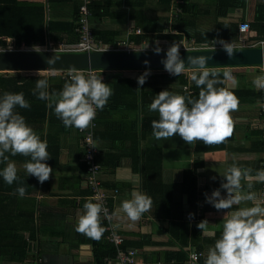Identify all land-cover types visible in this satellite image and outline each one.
Segmentation results:
<instances>
[{"label": "crops", "instance_id": "obj_1", "mask_svg": "<svg viewBox=\"0 0 264 264\" xmlns=\"http://www.w3.org/2000/svg\"><path fill=\"white\" fill-rule=\"evenodd\" d=\"M90 1L103 3L104 11L93 14L90 10V25L94 33L108 32L103 44L109 48L122 41L128 42L129 49H139L148 43L146 49L149 50H153L156 41L162 50L178 41L188 47L213 43L197 44L194 38L172 35H185L172 27L179 15L184 25L186 21H193L201 31L214 28L217 23L249 22L251 27L244 37L238 35L237 41H225L233 47L252 46L258 37L264 35L263 25L258 26V22L264 21L257 17L258 5L264 4L261 0H244L243 3L239 0L237 6L228 4L224 15H218V5L222 7L228 0H221L223 4H219L218 0ZM80 4L81 0H0V28L25 38L30 33L28 29L41 30L44 44H33L41 49L50 45L56 47L58 43L71 44L77 40L75 25ZM135 29L140 32H134ZM157 34L163 37H157ZM1 38H7L11 43L15 39L14 36ZM241 39L244 41L241 42ZM33 45L27 46L22 41L19 48ZM210 68L222 74L229 72L236 84L232 85L230 81H225V84L233 90L237 87L253 89L254 92L260 90L252 81L264 73V65ZM191 70L185 68L188 79ZM143 71L110 69L104 82L120 78L132 81L138 87L136 78ZM47 72H29L28 75L53 76L59 73ZM165 75L170 74L164 68H150L145 83L137 88V99L127 98L123 104L116 101L115 106L106 104L102 109H97L93 139L98 150L96 162L100 165L98 180L109 194L112 211L110 223L101 221L105 231L100 239L75 230L78 218L84 211L83 204L91 200L85 184L86 166L82 161L84 136L78 128H66L57 121V162L49 163L53 172L43 183L31 174L27 176L23 164L29 157L11 156L17 174L32 178V183L26 180L21 184L25 189L31 187L23 197L12 191L1 195L4 199L2 202L0 200V264H117L115 252L105 239L112 227L121 237V250H135L139 261L191 264L188 255L196 251L199 256L194 264H204L209 246L220 236L223 214L241 206H251V202L245 201L240 205L234 204L228 210H217L206 202L205 195H210L224 179L225 168L233 162L251 168L249 180L242 179L241 182H251V190L262 198L263 180L255 176L257 170H262L260 162L264 159V142L262 148L260 146L264 122L260 113L262 100L235 94L239 103L237 109L230 113L233 119L232 134L221 143L205 144L197 140L189 144L176 134L157 141L152 137L151 127L156 112H149L148 104L162 89L179 93L183 89H178L179 85L173 83L175 79H169L173 77ZM140 89L141 92H155L154 96L148 95L143 106L139 102ZM148 113L152 115L148 116ZM187 169L194 170L196 178L194 198L182 186L183 172ZM133 189L146 193L152 201L150 209L136 221L128 219L122 211H116L122 200L130 198ZM224 193L225 190L221 189V194ZM189 213L193 215L186 217ZM202 219L208 221L207 234L196 227ZM181 224L185 227L177 228ZM24 245L27 246L22 253ZM15 249L16 253L13 252Z\"/></svg>", "mask_w": 264, "mask_h": 264}, {"label": "clouds", "instance_id": "obj_2", "mask_svg": "<svg viewBox=\"0 0 264 264\" xmlns=\"http://www.w3.org/2000/svg\"><path fill=\"white\" fill-rule=\"evenodd\" d=\"M218 43L228 56L233 54L230 44L223 39ZM155 45L153 51L160 53L162 49L159 42L156 41ZM180 46L176 42L171 43L161 59L164 70L172 76H179L186 68ZM147 47L148 43L133 50L139 52ZM32 49L42 51L38 45H33ZM58 58L59 56L53 55L46 60L51 65ZM208 59L210 57L205 55L187 57V65L192 69L190 80L199 88L197 97L191 96L187 88L184 94L165 88L156 93L148 104L149 112L158 113V119L151 121L152 137L157 141L176 134L189 144L197 140L205 144H217L232 134L233 119L230 113L237 109L239 100L225 81L235 85L236 80L227 71L223 72L221 79L219 70L207 66ZM143 63L148 65L149 61L144 60ZM149 74L150 68L146 67L137 76V88H141L139 86L145 83ZM67 75L68 79L59 91H48L47 78L37 79L32 91L38 99L47 101V106L53 108L66 128L83 130L91 125L97 109L104 107L113 90L104 82L101 74L70 71ZM252 83L255 87L264 89V73L254 77ZM17 106L30 107L23 92L0 93V163H4V167L0 168V178L7 184L18 179L16 164L9 159V155L19 153L29 157L23 164L27 176L31 174L38 182L43 183L53 172L46 162L50 157L48 142L41 139L25 117L14 110ZM251 174V168L233 162L225 168L220 186L213 189L210 195H205L206 202L217 210H228L234 204L240 205L245 201L251 202V206H241L223 214L220 236L209 246L204 264H264V198H259L251 190V182H241L242 179L248 181ZM255 176L264 180V170H257ZM221 189L225 190L224 195L221 194ZM15 193L23 197L25 188L18 186ZM151 203L150 196L133 189L130 198L122 200L116 211H122L128 219L136 221L150 209ZM83 209L75 230L93 239H100L105 231L101 223L102 214L107 215V210L101 203L91 200L83 204ZM192 215L193 213H189L190 217ZM207 223L206 219H202L196 227L207 234Z\"/></svg>", "mask_w": 264, "mask_h": 264}, {"label": "trees", "instance_id": "obj_3", "mask_svg": "<svg viewBox=\"0 0 264 264\" xmlns=\"http://www.w3.org/2000/svg\"><path fill=\"white\" fill-rule=\"evenodd\" d=\"M244 0H242L243 3ZM219 4H223L221 0H218ZM234 5L237 6L239 4V0H228V3L223 5L222 7L218 5L220 10L218 11V15H224L226 13V5ZM89 8L91 12L98 13L99 11H104L105 8H103V3H98L96 1H91L89 4ZM258 15L257 17H260L259 19L264 21V4H259L258 5ZM77 13V12H76ZM186 24H183V18L180 17V15L177 17V19L174 21L172 24V27L175 31H179L184 33L185 35L181 33H176L172 34L175 35L177 38H182V37H187L188 39L194 38L195 43L197 44H204L208 43L210 41H213V43H209V45H220L218 41L220 39H223L224 41H229V42H234L237 41L238 37V24L235 23H217L214 28L211 29H203L202 31L199 30L194 24L193 21H186ZM194 25V26H193ZM263 25L264 27V22H258V26ZM36 28H30L28 31L30 33L28 34V37L25 38L24 36H18V35H12L8 32H6L4 29L0 28V48L1 49H7L9 47H12V49H17L20 47L21 42L23 41L25 45L31 46L33 44H37L34 42H39L38 44L42 45L44 44L43 42V36H42V31L38 30ZM201 31V32H200ZM38 34H37V33ZM200 32V33H199ZM108 33V32H107ZM107 33L105 32H95V37L97 39H100L102 42L106 41L107 39ZM30 35V36H29ZM2 36L4 37H12L14 36V43H11L9 40H6L7 38H1ZM157 37H163L162 34H157ZM77 39V36H76ZM75 39V40H76ZM139 39V38H138ZM137 39V40H138ZM57 45V44H56ZM206 45V44H205ZM205 45H200L201 47H205ZM264 65V64H263ZM241 66V65H239ZM165 77H173L169 79H175L173 83L175 85H179L178 89H183L181 90V93L184 94L186 86L188 93L193 96L194 98L198 96L199 93V88L192 82L190 79L187 78L185 72L181 73L179 76H172V75H165ZM40 78H47L49 82V88L48 91L51 93L53 90L59 91L62 89L63 84L66 79L63 78L62 73H57L53 76H43V75H28V74H22V72H0V93L4 91H9V92H23L24 98L29 102L30 107L29 108H20L17 106L14 110L19 112L21 115H23L26 119V122H28L33 129L40 135L41 139H46L48 142V152L50 154V157L46 161L48 164L49 163H56L57 162V150H58V134H57V121L62 123V121L55 115L53 108L47 106V101L45 100H40L38 99L34 94H33V88L35 87V82L37 79ZM63 78V79H62ZM178 78V79H177ZM221 79H223L222 73H221ZM132 81H127L126 79H120L117 78L116 80H111L108 82L109 87L112 88V95L108 98V106H115L114 103L116 101L120 102L123 104L124 100L127 98H136L137 99V86L134 82L130 83ZM223 86V85H221ZM175 89V88H173ZM247 88H235L233 91L235 94H241L243 95H250L253 99L259 98L263 100L264 98V89L258 90V92H254V90H246ZM141 92L140 89V96H139V102L140 105H145L146 104V99H148V95H155L154 91H144ZM121 98V99H120ZM123 98V99H122ZM262 102V101H261ZM105 104V105H106ZM107 106V107H108ZM148 116H151V113L147 114ZM156 119H158V113L154 114ZM96 122V119H95ZM143 123L146 122V119L142 121ZM142 123V124H143ZM63 125V123H62ZM63 129V127H61ZM95 137V136H94ZM260 146L262 148L263 141H260ZM96 146V145H95ZM17 156H24L19 153L15 155ZM97 158V157H96ZM95 158V161H96ZM9 159H11V155H9ZM159 159V156H158ZM53 161V162H52ZM100 161V160H99ZM6 163V162H5ZM97 163V162H96ZM4 167V163H0V168ZM99 172H100V165H99ZM98 172V174H99ZM18 179L14 180L12 184H6L2 178H0V200L2 198L1 195L5 193H9L12 191L15 193V189L18 186H21L23 181L28 180L30 184L32 183V178L30 179L29 177H25L23 175L17 174ZM195 174L194 170H184L183 172V177H182V186L186 190L187 193L190 194L192 198L195 197V192H196V185H195ZM99 186L104 189L100 183ZM88 188V187H87ZM31 187H28L25 189V191H30ZM89 189V188H88ZM105 190V189H104ZM90 191V189H89ZM106 191V190H105ZM9 195V194H8ZM91 195V193L89 194ZM109 195V194H108ZM91 198V196H90ZM93 201V200H92ZM109 201V198H108ZM94 202V201H93ZM109 204V202H108ZM110 205V204H109ZM110 208V206H109ZM111 211V208H110ZM112 213V211H111ZM101 221H105L103 218ZM106 222V221H105ZM185 226L181 224V226L177 227L180 229H183ZM114 231V229H113ZM115 233V232H114ZM108 234V233H107ZM105 235V239L107 240L108 243L111 244L113 251L117 252L116 247L120 248L121 246L115 245L113 242L109 241ZM121 244V243H120ZM122 245V244H121ZM27 246V245H26ZM26 246L24 245V251L21 249V252H25ZM114 247V248H113ZM121 249V248H120ZM116 250V251H115ZM14 253H16V249L13 250ZM1 253V252H0ZM115 256V255H114Z\"/></svg>", "mask_w": 264, "mask_h": 264}, {"label": "water", "instance_id": "obj_4", "mask_svg": "<svg viewBox=\"0 0 264 264\" xmlns=\"http://www.w3.org/2000/svg\"><path fill=\"white\" fill-rule=\"evenodd\" d=\"M135 50V49H134ZM133 49L100 50L84 52L55 51L48 48L36 52L32 47L17 49H0V72H37L61 71L69 69H145L164 68L161 59L165 50L155 53L153 50L144 49L139 52ZM233 54L228 56L221 48H192L180 49L181 56L185 59L186 68L188 55H205L208 67H230L239 65H263L264 47L247 46L232 47ZM104 51V52H103ZM57 55L59 58L51 65L46 58ZM144 60L149 64L145 65Z\"/></svg>", "mask_w": 264, "mask_h": 264}, {"label": "built area", "instance_id": "obj_5", "mask_svg": "<svg viewBox=\"0 0 264 264\" xmlns=\"http://www.w3.org/2000/svg\"><path fill=\"white\" fill-rule=\"evenodd\" d=\"M90 2H91L90 0H81V4L79 5L78 16H77L76 25H75V32L77 34V40L71 44L58 43L56 47L53 45H50L48 49L55 50V51H64V52H84V51L92 52V51L105 50L107 48L106 46H104L103 42L100 39H97L95 37V34L91 28V25H90L91 12L88 6ZM249 28H250L249 22H240L238 24V35H241L247 32ZM134 32L139 33L140 30L135 29ZM243 41L244 40L241 39V42ZM255 42L256 43L252 46L264 47V35L262 37H258V39H256ZM127 43H128L127 41L118 42L116 43L115 47H112V48L108 47L107 50L129 49ZM176 43L178 44L181 43L180 49L221 47L220 45H212V46L207 45L205 47H193V46L188 47V46H184L182 42L179 43L178 41ZM242 47H247V46H242ZM231 67L233 66L223 67V68L228 69ZM108 70L110 69L87 68V69L61 70L58 72L62 73L64 79H68L67 74L70 71H81L85 73L93 72L96 74H101L103 80L105 81L106 72ZM260 113L264 117V98L260 104ZM93 126H94V120L91 122L89 129L88 128L83 129V130L79 129V131H81L84 136L83 145H84L85 152L82 157V161L84 162L86 166L85 184L90 189L92 200L94 202L101 203L103 207L107 210V215L102 214V218L106 222L110 223L112 213L110 211L109 204H108L109 195L104 189H102L99 186V180H98L99 165L95 162V155H96L97 149L93 142L92 130H91ZM262 140L264 142V122L262 124ZM260 165H261L262 170H264V159L260 162ZM261 196L262 198H264V180H263L262 188H261ZM186 217H189V214H187ZM106 238L109 241L113 242L115 245H118L121 242V238L113 232L112 228H110V231L108 232ZM188 257H189L191 264H194L195 261L197 260L198 254L196 252H191L188 255ZM114 259L116 260L117 264H151V263L139 261L133 249H128L126 251H117Z\"/></svg>", "mask_w": 264, "mask_h": 264}, {"label": "rangeland", "instance_id": "obj_6", "mask_svg": "<svg viewBox=\"0 0 264 264\" xmlns=\"http://www.w3.org/2000/svg\"><path fill=\"white\" fill-rule=\"evenodd\" d=\"M250 27H251V25H250ZM246 33V32H245ZM245 33H243V34H241V36L242 37H244V35H245ZM189 43V45H193V43H191V42H188ZM188 43H186L185 42V44H188ZM193 46H198V45H193ZM191 47V46H190ZM42 48V47H41ZM165 48V47H164ZM1 49V48H0ZM7 49H12V47H9V48H7ZM167 49V48H166ZM165 49V50H166ZM241 66H244V65H241ZM189 70H191V69H189ZM186 72H189V71H186ZM35 74H48L49 72H47V71H43V72H34ZM22 74H29V72H24V73H22Z\"/></svg>", "mask_w": 264, "mask_h": 264}, {"label": "bare ground", "instance_id": "obj_7", "mask_svg": "<svg viewBox=\"0 0 264 264\" xmlns=\"http://www.w3.org/2000/svg\"><path fill=\"white\" fill-rule=\"evenodd\" d=\"M94 124H95V119H94ZM94 127V126H93ZM93 127H92V138H93ZM88 129H89V127H88ZM93 142H94V139H93ZM95 145V144H94ZM96 147V146H95ZM97 149V148H96ZM98 151V150H97ZM97 157V152H96V155H95V158ZM96 162V161H95ZM98 164V163H97ZM99 165V164H98ZM107 192V191H106ZM91 196V195H90ZM91 200H92V198H91ZM111 219H112V216H111ZM110 219V220H111ZM112 230H113V227H112ZM114 232V231H113ZM116 234V233H115ZM116 235H118V234H116ZM119 236V235H118ZM120 237V236H119ZM121 238V237H120ZM121 243V242H120ZM119 243V244H120ZM116 249H117V251H123V250H121V249H119L118 248V246L116 247ZM126 250H128V249H126ZM126 250H124V251H126ZM135 251V250H134ZM192 252H196V251H192ZM117 253V252H116ZM197 254H198V252H196ZM135 254H136V252H135ZM198 256H199V254H198ZM198 258V257H197ZM146 263H149V262H146ZM152 264V263H151Z\"/></svg>", "mask_w": 264, "mask_h": 264}]
</instances>
